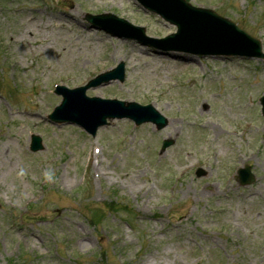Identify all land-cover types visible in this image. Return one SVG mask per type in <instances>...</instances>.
<instances>
[{"label":"rangeland","instance_id":"rangeland-1","mask_svg":"<svg viewBox=\"0 0 264 264\" xmlns=\"http://www.w3.org/2000/svg\"><path fill=\"white\" fill-rule=\"evenodd\" d=\"M187 1L264 52V0ZM86 13L175 32L134 0H0V264H264V60L158 53L89 27ZM119 62L124 82L86 95L152 104L164 129L112 120L91 137L47 121L55 84Z\"/></svg>","mask_w":264,"mask_h":264},{"label":"water","instance_id":"water-1","mask_svg":"<svg viewBox=\"0 0 264 264\" xmlns=\"http://www.w3.org/2000/svg\"><path fill=\"white\" fill-rule=\"evenodd\" d=\"M140 2L149 10L159 13L164 19L177 26L178 32L176 36L170 39L173 41L176 38L170 49L199 54H236L247 57H263L260 43L257 40L252 39L228 21L219 19L208 11L193 9L181 0H157V2L140 0ZM115 24L120 27H127L121 21H117ZM106 28L116 35L132 37L147 43L135 35L125 34L126 31L120 32L116 28ZM127 29L132 28L127 27ZM140 31L143 32L142 30ZM149 44L154 45L152 43ZM164 47L166 46L160 48ZM168 47L171 46L168 45ZM110 79L122 81V67L110 75L90 82L88 86L80 90L70 91L64 87L59 89L58 93L62 95V103L55 109L50 119L54 122L77 124L91 134L98 126L103 125L107 118L113 117H124L134 121L136 124L152 122L156 124L158 129L165 126V120L150 106L140 107L135 104L126 105L115 102H104L103 105L97 99H87L84 96V91L87 87L96 86L102 81L107 82ZM261 104L263 105L264 115V97L261 99ZM170 144V141L164 142L163 149ZM31 149L34 151L40 149L38 139L36 141L33 138ZM245 171H248V169H245ZM245 176L246 173H241L240 177L245 178ZM248 178L247 181L243 182V185L253 181V176Z\"/></svg>","mask_w":264,"mask_h":264}]
</instances>
